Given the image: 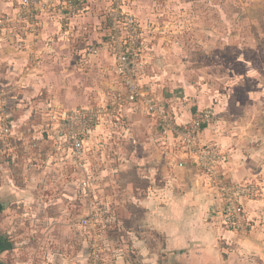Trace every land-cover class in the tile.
<instances>
[{"label":"crops","instance_id":"obj_1","mask_svg":"<svg viewBox=\"0 0 264 264\" xmlns=\"http://www.w3.org/2000/svg\"><path fill=\"white\" fill-rule=\"evenodd\" d=\"M172 1L135 0L143 34L149 22L158 26L159 15L187 11L189 0L179 8ZM106 5L85 0L78 16L39 11L31 30L16 20L19 0H0V13L10 20L0 30V93L13 127L8 137L0 132V264H87L88 235L76 214L95 207L104 264H264V193L245 201L249 236L225 231L220 199L202 187L194 168L174 165L172 150L163 147L173 137L164 118L147 107L149 100L177 126L210 109L213 118L200 130V142L223 153L228 180H252L264 192V75L246 71L242 88L231 77L236 83L217 91L203 85L195 91L179 80L163 86L172 74L150 71L154 55L143 50L138 85L145 100L122 104L117 120L93 127L87 139L90 184L78 195L68 169L72 158L45 126L53 121L56 127L73 107L90 103L85 95H101L104 104L121 88L113 69L109 73L108 43L92 33V23L102 25L95 9ZM88 46L100 51L89 55ZM244 80L254 81L253 87ZM177 86L184 92L176 94L192 99L173 102L162 95Z\"/></svg>","mask_w":264,"mask_h":264},{"label":"built area","instance_id":"obj_2","mask_svg":"<svg viewBox=\"0 0 264 264\" xmlns=\"http://www.w3.org/2000/svg\"><path fill=\"white\" fill-rule=\"evenodd\" d=\"M115 2L111 12L110 40L108 46L114 61L115 74L118 76L121 88L114 92L104 104L91 108H79L68 112L64 119L55 127L53 121L46 124L45 129L56 132L61 140V146L73 160L72 173L84 169L83 158L85 142L89 138L93 127L104 122L117 120L119 107L122 104H135L144 101V91L138 85V76L142 64L141 26L127 12L123 10V2ZM85 10V0H19V10L16 20L30 25L35 29L36 15L40 12L48 14L62 11L67 16H78ZM10 22L0 13V30ZM100 47L89 48V55H97ZM144 99V100H142ZM147 107L153 114L164 118L165 128L175 134L176 148L179 158L177 166L194 168L201 177L202 187L210 194H215L222 203L219 213L220 224L227 232L247 237L252 231L251 221L245 212V201L261 197L263 187L252 180L233 182L228 180L222 172L223 153L213 144H202L199 133L203 125L208 124L213 117L210 109L198 112L192 122L185 126H177L166 112L153 107L148 100ZM7 102L0 93V132L3 137L11 135L13 130L10 122ZM173 152V150H172ZM90 179L86 178L81 186H89ZM93 212L82 221L90 228L87 239V264H104L103 243L101 236L93 231Z\"/></svg>","mask_w":264,"mask_h":264},{"label":"rangeland","instance_id":"obj_3","mask_svg":"<svg viewBox=\"0 0 264 264\" xmlns=\"http://www.w3.org/2000/svg\"><path fill=\"white\" fill-rule=\"evenodd\" d=\"M121 1L123 2V10L138 21L133 9L135 0ZM185 2L186 0L172 1L173 5L178 8ZM106 3L104 11L101 8L99 10L95 9L98 18H102V25L96 26L92 23L91 26L93 27L92 33L96 36L102 34L104 36L102 38L108 43L111 35V12L115 8V2L106 0ZM174 10L176 13L168 12L162 14V16L159 15L162 20L159 21L158 26L149 22L148 29L144 34L141 33L140 39L141 42L144 41L145 45L142 46V57L143 50L144 53L146 51V56L150 51L154 55L153 59L150 60L151 63H147V65L150 64V71L163 72L165 73L164 76L171 73L173 76L172 79H164L163 86L170 81L174 84L179 80V82H188L195 91L202 90V85V88L206 90L215 91L216 89H226L228 86L235 84V79H231V77H236V81L240 86L243 82L240 75L244 76L243 73L246 74V71H253L258 78L264 75V0H189L186 12L179 13L178 9ZM158 40L162 42V45H158L157 53H154L152 49L153 46L155 48V45L158 44ZM87 49H89V46ZM108 49L112 58L111 50L109 47ZM112 62L113 68L108 69L109 73H112L113 69L115 74L113 59ZM233 73H237L239 76ZM181 76L183 78H180ZM244 82H247L249 87L254 85V81L251 80H244ZM240 87L242 88L243 85ZM164 90H166V93L162 92V95L167 100H174L173 102H178V99L182 100L183 98V100L185 98L192 99V96H186L179 86L171 91L166 88ZM177 90L183 91L182 94H176ZM100 96L96 93L85 95L84 97L90 103L78 104L70 111L99 106L100 100H102V96ZM79 98L80 96H77V99ZM147 118L151 119L152 117ZM155 122L158 126L159 122L154 121L153 123ZM171 136L173 137L172 145L163 147L168 152L173 150L174 165L179 168L177 166L179 154L174 147L175 145H173L176 136L172 133ZM87 148L89 149V144L86 141L83 158L84 169L74 174V178L81 188L78 189V195L84 193L81 183L89 178L88 168L92 165H89ZM71 161L68 169L72 172L73 160L71 159ZM71 210L72 219L77 215V225L88 235L90 228L84 226L82 221L89 215V210L86 209L79 218L78 213L75 215V211ZM92 212L94 219L93 231L101 236L102 225L99 211L95 207Z\"/></svg>","mask_w":264,"mask_h":264}]
</instances>
